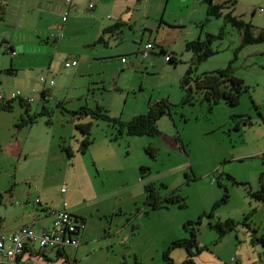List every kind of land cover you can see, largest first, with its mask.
Listing matches in <instances>:
<instances>
[{"label": "rangeland", "instance_id": "obj_1", "mask_svg": "<svg viewBox=\"0 0 264 264\" xmlns=\"http://www.w3.org/2000/svg\"><path fill=\"white\" fill-rule=\"evenodd\" d=\"M64 1H55V7L62 8L54 15L55 31L60 39L70 34L68 45L82 44L84 40L78 36L90 32L93 20L88 4L95 0H85L75 11L73 7L64 6ZM140 1L136 8L140 7ZM182 1L163 0L162 12L168 4L166 13L170 18L171 8L191 0ZM231 1L234 4H229L228 8L251 22L254 31L264 28V12L261 11L264 0ZM204 2H197L193 8L195 16L203 21H198L199 26L195 24L199 33L192 36L205 38L207 33H218L222 27L226 35L213 43L217 53L200 63L195 74L226 67L234 59V73L249 86L238 105L221 101L211 110L202 96L194 103H181L185 93L180 85L181 78L193 61V52L187 50L184 42L182 45L178 41L173 51L181 59L177 65L159 52L163 44L158 42L155 50L159 54L149 68L140 65L137 68L129 62L125 69L135 67L139 74L124 72L101 84L90 85L91 80L100 78L96 72L92 76L79 74L74 77L75 66L67 68L64 61L59 62L52 75L54 87L59 90L57 94L52 91L45 101L40 93L34 92L39 89L25 91L34 99L31 113H41L43 105L52 111L39 114L33 125H17L25 110L19 100H15L13 111H0V192L12 187L19 203L27 201L34 208L46 206L48 213L52 208L68 210L80 206L76 214L87 220L88 225H94L91 235L94 240L89 247L81 249L77 260H72L73 264H165L164 251L176 239L190 236L184 224L199 217L201 221L194 226L202 251L193 258L194 264H228L232 256L235 257L232 253L240 238L239 232L220 238L215 223L229 218L240 222L253 208L256 211L248 220L250 226L258 228V235H264V206L260 207L264 201L252 198L245 185L227 177L230 174L239 182H247L253 190L261 187L260 177L264 174V42L237 50L241 43L240 30L224 16L208 19V5ZM131 4L134 5V1ZM203 6L207 7L205 12ZM67 10L68 33L65 23L58 17L62 18L63 11ZM5 11H9V6L5 0H0V14ZM42 16L33 11L26 17L25 26L42 25L45 22ZM0 24L5 25V22L0 20ZM174 34L172 30L162 34L161 40L169 48H172L169 42L176 40ZM127 43L133 46V38ZM45 47L51 48V44ZM17 49L16 55L19 52V58H23L22 51ZM11 57V52L0 43V68L10 66ZM36 60L26 65L35 76L28 75L27 71L20 72L21 78L7 74L5 77L10 80L0 84V92L9 95L12 91H24L23 86L28 85L17 80L24 74L31 82L36 80L38 86L44 85L42 76L39 77L44 75L43 71L35 68L43 62ZM92 67L100 66L94 64ZM6 69H0V73H6ZM119 80L123 94L116 90ZM128 80L133 82L132 86ZM162 99L174 106L170 114L158 120L159 134L154 136L120 134L119 124L91 115L75 119L73 113L63 109L65 106L73 111L101 103L111 117L123 120L119 114L124 107L127 116L138 105H143L146 112L149 100ZM59 102L62 104L58 105ZM110 102L112 111L105 105ZM242 116L250 117L253 123H244L240 120ZM78 121L93 123V143L84 153L80 151L83 134L76 128ZM238 124L240 127L236 126ZM64 147L73 151V155L69 156ZM142 166L149 170L145 175L141 174ZM148 185L157 187L162 198L174 192L184 196L187 206L171 203L149 210L145 205ZM226 189L229 200L221 203ZM38 198L43 202L39 203ZM217 203L221 204L217 206ZM213 209L214 214L210 215ZM99 236L101 240L98 241ZM183 250L179 247L171 252L174 264H190L184 259L178 260Z\"/></svg>", "mask_w": 264, "mask_h": 264}, {"label": "crops", "instance_id": "obj_2", "mask_svg": "<svg viewBox=\"0 0 264 264\" xmlns=\"http://www.w3.org/2000/svg\"><path fill=\"white\" fill-rule=\"evenodd\" d=\"M55 1L56 0H5V4L9 6V11L1 12L2 14H0V20L5 22V25L0 24V43H2V45L4 44V47L6 44H10L12 49L16 51L18 48L17 50L22 51L21 54L24 55L23 58H19V52L17 55H12L10 66L0 68L4 70L7 68L6 73H0V84L4 85L3 82L7 83V80H10L5 77L7 74L16 75L18 76L17 78H19V74L22 71L25 73L29 72L28 75L35 76L36 74L26 65H32L31 63L37 61L36 59H38L43 62L42 65L33 67L41 68L44 75L41 74L39 77H46L47 81L44 83H48V85L44 84L42 86H38L35 84L36 80L31 82V80L27 79L24 74L22 79L17 80L28 86H23L24 91H18H21L22 95L28 97L29 95L25 91L30 92L34 89H39L38 91L34 90V92L40 93L42 99L45 101L49 96H51L52 91L54 94L59 92V90L54 87L55 82L54 84L50 83V81L53 80V69L57 68V64L59 62L64 61L65 63L67 60H77L78 64L75 67L72 66L74 67L72 70L74 77L79 74H88L92 76L95 75L96 72L100 78L97 80H91L90 85L101 84L108 78L112 77L115 79L117 75H119V77L122 76L124 72L133 71L136 72V74H139L135 67L130 66L132 69H125L129 66L127 64L129 62L137 68H139V65L141 68L143 66L145 69L149 68L151 62L155 60V55L159 54L155 50L158 42H162L163 44L159 46L160 53L162 48L167 50L168 53L173 52L176 49L175 47L178 41L182 45L184 42L186 47V43L188 41L199 38V36H192L195 34L198 35L199 33L194 26L195 24L196 26L198 25V21H203L200 20V16H195V9L193 8L199 1L205 4V0H191L186 3L183 0L182 3H185V5L180 4V6H174L171 8V16L168 18L166 13L168 4L164 6V12H162L163 0H141L139 8H136L138 0H95V2H90L88 4L92 10L89 14L93 20L90 25V32H85L83 36H78L83 38L84 41L82 44L68 45L67 38L70 35L67 27L68 10L63 11L64 13L62 18L61 16H58L59 20H62L63 23H65L64 27L68 33L66 38L62 37L60 39V34L55 31L56 16L54 15L60 13L62 8H56ZM84 1L85 0H73L72 3L64 1V6L66 5L68 8L73 7V11H75L82 6L83 3H85ZM132 1H134V5L131 4ZM225 1L231 0H214L215 3H223ZM206 8L207 7L203 6V12H205ZM33 11H37L40 15H43L42 18L45 22H43L42 25L31 28L25 25L27 22L26 17L32 14ZM206 13H208L207 10ZM209 17L210 16L208 15V19ZM120 21H125L127 24L123 25L122 28L116 29L114 32H103L104 28L112 26ZM187 22H189L190 25H187ZM170 30L175 33L174 38L176 39L169 42V44L172 45V48H169L166 45V42L161 40L162 34L168 33ZM259 31L255 32L258 33ZM141 32L142 34L139 37ZM101 35L104 40L97 42ZM131 38H133V46H131L130 43H127ZM148 42H152L154 47L149 51L148 55L145 56L143 54V50ZM50 44L51 48L45 47ZM114 57H116V60L120 59L118 60L119 63L114 60ZM123 58L126 60L124 61ZM165 59H167V56H165ZM94 64H97L100 67L95 69L92 67ZM43 67L45 69H43ZM9 69H11L10 72H8ZM47 77H50V80H48ZM128 83L130 86L133 85L132 81L130 82L128 80ZM115 85L116 90L121 91V94H123L124 88L120 87V80L117 81ZM93 94H95V92ZM150 101L151 100L147 103L146 112ZM14 102L15 101L11 102L12 110L8 111L14 110ZM105 105L109 107L110 111H112L111 102L110 104ZM47 108L48 107L46 105H43L41 111L45 109L47 110ZM27 109L30 113L32 112L31 103L25 106V110L22 115L25 114ZM125 109L126 107H124L119 114L122 116V121H129L134 116L145 113L143 105H138L137 107L131 109L127 116L125 114ZM0 111L6 112V110ZM9 189L10 187L4 191L6 192L5 198L3 203L0 205V233H13L25 224L32 225L38 232L51 228L53 218L50 215V212L48 213V207L41 205L40 208H34L30 206V204L28 205L27 201L19 203L16 200V193L13 191V188L11 191H9ZM8 194H10V196H8ZM38 200L39 203L43 202L39 198ZM261 206H264V203H262L260 207ZM68 210L76 214V212H79L81 209L80 206H75L73 209L68 208ZM85 222V228L81 230L78 235L80 239L79 245L68 246L64 249H50L44 251L43 253L27 249L25 253L19 257L20 263L25 264L29 261L35 264H73L72 260H77L81 249L89 247L90 243L94 240L91 238L94 225H88L87 220H85ZM243 225L244 224H240L237 227L238 229L229 232H239L238 234L240 237L238 238V243H235L232 253V255L236 257L235 264H264L262 244L253 242L254 234L251 228ZM101 228L104 229L103 226H101ZM96 240H101V237H97ZM180 248L184 250L182 251L183 253L181 252L179 254L183 256L179 257L178 260L184 259L185 262V259L188 257L187 250L184 247Z\"/></svg>", "mask_w": 264, "mask_h": 264}, {"label": "trees", "instance_id": "obj_3", "mask_svg": "<svg viewBox=\"0 0 264 264\" xmlns=\"http://www.w3.org/2000/svg\"><path fill=\"white\" fill-rule=\"evenodd\" d=\"M208 5V15L221 17L224 16L226 20L231 23L233 26L237 27L241 33V43L237 50L243 48L245 46L262 43L264 42V28L260 30L258 33L254 31V25L244 20L241 16H238L233 13L231 8H228V5L234 4V1H225L223 3H215L214 0H205ZM127 24L125 21H120L115 23L112 26L104 28V33L107 32H114L118 28H122L123 25ZM203 28V25H202ZM226 35V31L224 27L220 29L218 33H207L205 38L199 37L194 40H190L186 43L187 50L193 52V61L191 65L187 68L185 74L181 78V87L185 91L181 103H194L199 97L202 96L204 101H207L209 104V108L212 110L214 104H218L221 101L226 102L231 106L238 105L240 103L242 95L249 90V86L246 84L245 80L239 76H237L233 71V63L234 59L230 60L228 65L223 68H219L212 71H205L201 74H195V71L198 68V65L203 61L207 60L210 56L217 53V50L213 49V43L218 40L224 38ZM104 40L103 36L101 35L97 42ZM6 47V46H5ZM6 50H9L6 47ZM11 52V51H10ZM161 53L167 56V59L170 63L177 65V63L181 60L175 52L168 53L167 50L164 48L161 49ZM12 55V53H11ZM11 69L8 70L10 72ZM15 101V100H13ZM12 101L8 104H0V110H12ZM20 103L23 106H27V103L20 100ZM62 103H58L61 105ZM172 103L169 102L167 99L157 100V101H150L149 107L147 112L134 116L129 121H122L118 118L111 117L107 113V109L100 104L96 105L95 107H88L83 106L78 110H68L65 107L63 109L67 112L73 113L75 119H81L85 115H91L92 118L96 119H104L109 122H113L114 124L120 125V134L126 132L128 135H148L154 136L159 134L158 128V120L163 117L164 115L171 113ZM174 106V105H173ZM256 108H259L255 105ZM49 113L51 114L52 111H47L46 109L41 111V113ZM39 113V114H41ZM260 116L263 117L261 111H259ZM38 113L31 114L28 109L25 111V114L21 116L20 122L17 124L19 127H23L29 124L35 123L37 117L39 116ZM242 121L246 124H252V119L250 117H241ZM92 121L76 122V128L80 129L83 134V138L81 141V152H86V150L90 147L93 143V138L91 137V128H92ZM240 127V125H236ZM67 151L69 156L73 155V152L64 147ZM149 171L147 167H141V174L145 175V173ZM227 177L231 179L233 182L237 184H243L247 187L248 194L258 200L264 201V174L261 175V187L257 190H253L250 186H248L247 182H239L236 178L230 174H227ZM12 190V187L9 191ZM146 199L145 205L149 210L157 209L161 207H166L171 203H178L180 207L187 206V201L184 196L178 193H172L164 198H162L160 192L158 191L157 187L148 185L146 186ZM6 192H0V205L3 203L5 198ZM230 194L228 189L225 190V194L221 199V203L227 202L229 200ZM221 203H217L216 205H220ZM215 209V208H214ZM214 209L210 212V215L214 214ZM256 211L253 208L247 216L240 222H236L235 220L229 218L225 221L218 220L215 223V226L219 230V237L226 235L227 233L233 231L238 227L240 224H244L251 228L254 236L253 242H257L262 244L263 246V253H264V235H258V228H252L249 223V219L251 215ZM201 221V217L197 220H189L184 225L186 229L190 230V236L183 237L176 239L171 243V245L164 251V258L166 260L165 264H174V259L171 257V252L179 247H184L187 250L188 257L185 262L194 264L193 258L202 251V248L198 244L196 227L194 226L195 223H199ZM192 225V226H190ZM264 255V254H263Z\"/></svg>", "mask_w": 264, "mask_h": 264}, {"label": "built area", "instance_id": "obj_4", "mask_svg": "<svg viewBox=\"0 0 264 264\" xmlns=\"http://www.w3.org/2000/svg\"><path fill=\"white\" fill-rule=\"evenodd\" d=\"M67 3H72L73 0H65ZM264 12V9L261 8ZM10 49L12 55L16 51L12 49L10 44L5 45ZM153 48V43L148 42L145 45L143 54L148 55ZM125 61L126 59L123 58ZM78 61L75 59L65 61V67L76 66ZM42 82H46V77H41ZM54 84V80L50 81ZM21 100L25 103H32L33 97H26L21 94V91L11 92L9 95H4L0 92V104H8L13 100ZM39 201V200H37ZM50 215L53 218L50 229L36 231L32 225L25 224L18 228L13 233H0V264H21L19 257L28 249L30 251L43 253L46 250L64 249L68 246H77L80 244L79 233L86 226L84 218L70 212L65 208H52ZM236 257H232L230 263L235 264ZM25 264H35L27 262Z\"/></svg>", "mask_w": 264, "mask_h": 264}, {"label": "clouds", "instance_id": "obj_5", "mask_svg": "<svg viewBox=\"0 0 264 264\" xmlns=\"http://www.w3.org/2000/svg\"><path fill=\"white\" fill-rule=\"evenodd\" d=\"M85 220V219H84Z\"/></svg>", "mask_w": 264, "mask_h": 264}]
</instances>
